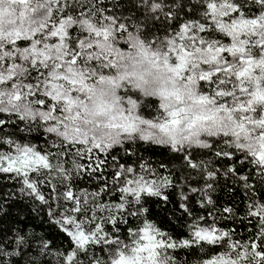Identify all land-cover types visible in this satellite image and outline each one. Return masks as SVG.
Segmentation results:
<instances>
[{
  "label": "snow or ice",
  "instance_id": "6c2138e0",
  "mask_svg": "<svg viewBox=\"0 0 264 264\" xmlns=\"http://www.w3.org/2000/svg\"><path fill=\"white\" fill-rule=\"evenodd\" d=\"M0 264H264V0H0Z\"/></svg>",
  "mask_w": 264,
  "mask_h": 264
},
{
  "label": "clouds",
  "instance_id": "9594fccd",
  "mask_svg": "<svg viewBox=\"0 0 264 264\" xmlns=\"http://www.w3.org/2000/svg\"><path fill=\"white\" fill-rule=\"evenodd\" d=\"M150 82H151V78H150ZM184 115V113H179V116L182 118Z\"/></svg>",
  "mask_w": 264,
  "mask_h": 264
}]
</instances>
